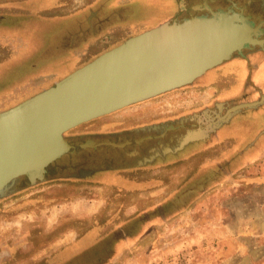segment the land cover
<instances>
[{
    "label": "rangeland",
    "instance_id": "obj_1",
    "mask_svg": "<svg viewBox=\"0 0 264 264\" xmlns=\"http://www.w3.org/2000/svg\"><path fill=\"white\" fill-rule=\"evenodd\" d=\"M125 2L115 0L113 9ZM100 5L0 0V112L119 44L66 43L72 30L52 42L67 28L56 22L81 13L85 19L88 9L96 12ZM163 7L162 0H134L125 16L152 25L164 16ZM141 29L127 25L106 35L115 30L112 37L119 32L124 39ZM252 62L263 65L253 73L255 85L244 84L245 91L232 96L224 91L231 76L207 83L203 74L189 86L67 130L64 137L94 135L93 144L147 139L96 151L77 149L75 141L73 152L49 165L53 177L34 185H17L22 177L14 181L0 195V264H264V102L231 113L227 133L188 152L195 135L175 141L183 131L172 122L202 109L223 116L264 97V55ZM220 97L226 99L222 108L215 105ZM135 151L151 154L132 158L128 168L117 166L111 177H87L110 168L111 157Z\"/></svg>",
    "mask_w": 264,
    "mask_h": 264
},
{
    "label": "water",
    "instance_id": "obj_2",
    "mask_svg": "<svg viewBox=\"0 0 264 264\" xmlns=\"http://www.w3.org/2000/svg\"><path fill=\"white\" fill-rule=\"evenodd\" d=\"M235 24L252 27L245 17L229 12L163 23L129 37L52 86L1 111L0 195L20 177L29 183L43 179L51 163L73 152L76 148L63 136L67 130L188 85L234 52L264 43L257 35L238 31ZM263 102L261 97L235 105L219 121ZM92 146L90 141L77 149Z\"/></svg>",
    "mask_w": 264,
    "mask_h": 264
},
{
    "label": "flooded vegetation",
    "instance_id": "obj_3",
    "mask_svg": "<svg viewBox=\"0 0 264 264\" xmlns=\"http://www.w3.org/2000/svg\"><path fill=\"white\" fill-rule=\"evenodd\" d=\"M115 0H99L101 2L100 10L94 12L89 10L88 15L86 18H83L82 13L79 15L71 16L69 19H65L59 22H56V25L67 28L63 29L61 32L56 33V35H53L52 42H55V39H61V35L59 34L72 30L73 37H66L65 36V42L71 43L74 41H80V43H119L121 44L125 40H127L129 37L135 36L138 33H135L133 35H129L124 39H119L121 37V34L119 32L118 35L113 38L112 36H108L106 34H110L111 30L114 28H122L127 25L133 26L135 24H142L141 22H138V20H132V18H128L125 16V13L129 10V5L134 0H127L125 4L121 7H117L116 9H113V2ZM164 1L165 7H163L164 10V16L163 21L160 24L163 23H178L182 22L184 20L196 18V17H210L216 13L220 12H229V13H236L246 18V20L251 24V28H256L258 30V33L252 34L257 35V38L259 40H264V0H247L248 3H245L244 5L242 3H239V0H162ZM44 22V21H40ZM47 23V22H46ZM50 23V22H49ZM120 30V29H119ZM126 31L124 30L123 34ZM78 34V35H74ZM251 35V37H253ZM77 38V39H76ZM54 40V41H53ZM49 43L47 44L49 49L51 46ZM118 44V45H119ZM77 48V47H76ZM69 49V48H68ZM104 52V51H103ZM102 52V53H103ZM100 53V54H102ZM98 54V56L100 55ZM256 55H264V43L259 45H253L248 46L246 48H243L239 51L234 52L231 57L225 61H223L221 64L213 67L212 69L206 71V73L203 75L206 76L204 81L207 83L212 82L214 79L215 82L218 80H226L227 76H231L233 83L229 84L228 88H224V91L229 90L230 95L232 96L235 93L245 91L246 86L244 84H253L255 85L256 80H254L253 73L258 70H262L259 66H255L252 62V58ZM97 57V56H96ZM95 58V57H94ZM93 58V59H94ZM207 74V75H206ZM215 77V78H214ZM258 81V77H257ZM192 84V83H191ZM190 85V84H189ZM186 85V86H189ZM226 89V90H225ZM223 93V92H222ZM220 94L221 97H225L226 95ZM221 100L215 101V105H217L219 108H222L226 99L221 98ZM199 112V111H198ZM209 116L210 119H208L207 122L203 121V117ZM217 109L211 110V109H202L199 113H187V115H182L178 119H174L172 121L176 124V126H173V129L180 128L183 132L178 136L175 137V141L181 139L182 137L187 136V134L195 135L193 138H191L189 141L190 148L187 149L186 152H188L190 149H193V146L205 144L206 142L215 139L218 137L221 133H227L229 128L232 126V120H228L229 116H227L224 120H220L219 118L222 116H217ZM206 120V119H205ZM178 127V128H177ZM207 128L206 133H201L199 131L200 129ZM167 133V132H166ZM166 133L163 132L162 135H165ZM201 133V134H200ZM110 134V133H109ZM65 140L71 145L73 142H79L80 145L84 144L85 142H92L94 135L89 137L88 139H83L82 135H72L64 137ZM151 138V137H149ZM143 142L147 139L140 138ZM138 139V140H140ZM137 140H126L125 142L133 143ZM140 142V143H141ZM109 143L112 142H99L94 143V147L91 150L96 151L100 145H110ZM123 143H117V144H123ZM116 144V143H115ZM139 144V143H138ZM75 147V146H73ZM126 147V146H125ZM193 147V148H192ZM76 148V147H75ZM118 149L124 148V147H115ZM98 153V152H97ZM151 153H139L138 151L132 152L130 154L124 153L121 156L115 155L110 158L109 166L110 168L105 169H96L90 175L87 177L89 178H97L100 175H103V177L109 176V173L113 171H117V166L122 169L128 168L126 166L130 160L134 157H149ZM98 155V154H97ZM104 160H107L106 158H103ZM142 159V158H141ZM95 165H92V168ZM134 166H136L134 164ZM49 166L46 168V172L43 176V179L36 180L33 183H29L28 179L26 177H22V180L19 182H16L18 185L19 183L23 184H29L34 185L38 183L39 181H44L47 177H53L51 175V169H48ZM18 180V179H17ZM15 184V185H16ZM16 187V186H15Z\"/></svg>",
    "mask_w": 264,
    "mask_h": 264
},
{
    "label": "crops",
    "instance_id": "obj_4",
    "mask_svg": "<svg viewBox=\"0 0 264 264\" xmlns=\"http://www.w3.org/2000/svg\"><path fill=\"white\" fill-rule=\"evenodd\" d=\"M239 3H242L243 5L245 4V3H248V1L247 0H239ZM164 19H163V17L161 18V19H159L155 24H152V25H150V24H147V23H144V24H140L141 25V27H143V29H141L139 32H137L138 34L139 33H141V32H143V31H146V30H148V29H151V28H154V27H156V26H158V25H161L160 23L163 21ZM139 25V26H140ZM112 176V173H109V176H107V177H104V178H108V177H111ZM116 175L114 174V177H115Z\"/></svg>",
    "mask_w": 264,
    "mask_h": 264
},
{
    "label": "bare ground",
    "instance_id": "obj_5",
    "mask_svg": "<svg viewBox=\"0 0 264 264\" xmlns=\"http://www.w3.org/2000/svg\"><path fill=\"white\" fill-rule=\"evenodd\" d=\"M238 24H240V23H238ZM235 26H236V29L238 30V31H240V32H245V31H247V33L246 34H248L250 37H251V35L254 33V34H256V33H258V30L257 29H252L251 27H249L248 29H245V28H241V27H239V25H237V24H235ZM245 34V33H244Z\"/></svg>",
    "mask_w": 264,
    "mask_h": 264
}]
</instances>
